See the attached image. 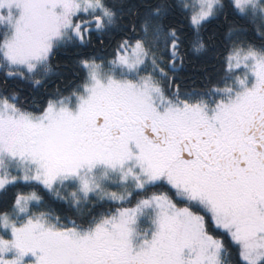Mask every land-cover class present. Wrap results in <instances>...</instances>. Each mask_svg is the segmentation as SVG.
<instances>
[{
	"label": "snow or ice",
	"instance_id": "obj_1",
	"mask_svg": "<svg viewBox=\"0 0 264 264\" xmlns=\"http://www.w3.org/2000/svg\"><path fill=\"white\" fill-rule=\"evenodd\" d=\"M0 264H264V0H0Z\"/></svg>",
	"mask_w": 264,
	"mask_h": 264
}]
</instances>
